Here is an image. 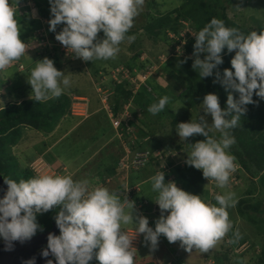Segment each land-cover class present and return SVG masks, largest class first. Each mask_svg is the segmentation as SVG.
<instances>
[{"label":"clouds","instance_id":"1","mask_svg":"<svg viewBox=\"0 0 264 264\" xmlns=\"http://www.w3.org/2000/svg\"><path fill=\"white\" fill-rule=\"evenodd\" d=\"M28 1L30 4L27 7L29 6L32 14L31 11L35 10L31 0ZM144 2L145 0H49L52 16L48 22L49 31L56 33L57 26L64 25L56 33L55 39L69 53H73L75 58L85 62L114 59L120 52L123 41L131 43L136 39L134 35L127 33L133 27L134 19L142 10ZM12 5L9 0H0L1 78L4 76L3 71L24 56L27 49L26 43L20 39L17 10ZM100 32L103 33V38H98ZM192 32L193 36L188 35L183 41L170 33L169 37L174 39L172 43L175 45L171 53H182L187 39H195L192 68L198 72L200 78L214 75V70L223 64L221 54L225 49L227 53L235 51L230 60L231 69L223 70L222 79L220 73L216 72V79L213 81H219L225 91L231 90L227 96L226 108H221L216 94H206L200 105L204 115L199 116L198 120L181 122L176 126L180 141L194 135L206 138L188 144V158L185 163L202 170L203 177L214 182L217 188L225 189L231 174L238 167L235 157L228 151L236 143L230 130L240 125L241 117L247 111L246 106L254 103V94L264 100V30L259 34L256 31L243 34L237 28L226 27L223 20L212 18L201 30ZM175 36L179 37V33ZM201 54H205L203 59L200 58ZM18 69H24L21 63H18ZM100 74L107 88L124 80L116 82L111 77V72ZM149 77L151 76L148 75L146 81ZM27 82L32 89L27 96L39 103L59 98L71 86L70 77L59 71L53 60L47 57L36 62ZM128 85L131 89L129 83ZM110 92L109 98L113 89ZM232 92L238 93V98H234ZM65 95L69 98L65 116L71 118V125L86 118L87 106L82 105L87 97L76 93ZM99 100V106L108 116L100 97ZM168 100L167 96L161 97L147 111L152 115L159 114L165 109ZM109 105L112 107L110 99ZM81 108L85 109V114L79 113ZM129 110L131 111L130 108ZM208 115L212 118L211 125L205 119ZM215 133H219L218 139ZM143 139L139 140L143 143ZM56 141L51 140V144ZM168 152L170 151L166 153ZM123 154L124 149L118 156V161ZM117 164L114 175L120 172L123 183L113 193L102 186L92 188L87 180H74L71 175L44 173L26 180L5 179L7 189L0 198V239L5 241L6 249H10L13 242H24L35 236L41 230L37 223V214L48 212L54 206L61 209L55 222H52L56 223L59 233L48 235L47 246L41 255L53 256L55 264H89L92 263L90 261L94 253L99 264H134L136 249L132 246V241L137 234H144V241L152 250L157 248L159 237L163 235L169 243L179 241L185 251L192 252L195 249L207 253L220 240L221 245L222 239L232 229L227 209L237 203L233 192L216 194L215 203H207L200 196L177 187L175 182L169 180L170 177H166L170 182H165L164 171L160 170L149 178L152 191L157 194L154 202L161 210L153 229L149 226L148 218L144 217L142 207L138 208L142 196L140 184L144 181L130 185L128 177L140 168L117 171ZM125 189L130 192V197L118 193ZM121 197L122 203L119 199ZM144 200L148 205L147 199ZM127 202H136L138 217L135 222L132 215L133 205L126 211ZM129 224L134 226L132 234L122 230ZM27 264L35 262L29 260ZM47 264H53V260H48Z\"/></svg>","mask_w":264,"mask_h":264},{"label":"trees","instance_id":"2","mask_svg":"<svg viewBox=\"0 0 264 264\" xmlns=\"http://www.w3.org/2000/svg\"><path fill=\"white\" fill-rule=\"evenodd\" d=\"M233 2L234 0H180L178 6L174 7V9L168 14L153 15L151 13H147L145 15L146 17L141 32L129 30L127 35H145L154 42H169V45H171L174 39L169 37V34L172 33L175 38L180 39V37H176L175 35H178V33L183 29V22H187L191 29L198 32L212 18L223 20L226 27L237 28L243 34H248L251 31H256L257 34H259L262 30H264V24L261 25L258 23V25L252 24L250 26L243 27L242 24H238L233 21L227 13L229 5ZM9 3L11 4L12 0L9 1ZM31 4L35 12L31 11V14L29 6H22V10H17L16 15L19 24L27 25V27L24 28L20 39L26 43V53H30L31 56H33V62H39L40 59L43 60L47 57L53 60L54 66L58 69L60 66H64L61 65L64 62H66L64 63L65 65H73L76 61L75 68H79L80 66H83L84 68V66L87 67L88 65L91 67L90 70L92 76L97 79L101 77L99 70L100 67H96L91 63V61L85 62L79 58H75V55L73 53H69L68 50H62L60 45H56V39L51 38V33L53 35L54 32H43L41 30V28L45 25H48L49 27L48 22L52 18L49 0H31ZM63 26V24L58 25L56 33L61 31ZM254 28L256 29L254 30ZM98 35L103 38L102 32L98 33ZM194 43L195 39H187L183 45V52L173 54L160 66L158 75L165 80V84H163L158 78L149 77L145 86H140L137 91L132 94L127 80H123L120 84L115 83L112 86L114 87L112 97L109 98L113 106V112L117 113L118 110L120 111L122 105L131 99L133 105L142 112L143 116H145L144 113L148 112V107L153 103H157L163 96H167L169 98L168 104L172 101L180 100L185 107L193 108L200 106L202 104L203 97L209 93L216 94L219 98L221 108H226L227 96L231 90L229 89L228 91H225V88L219 83V81L215 83L213 81L216 79V72L220 73L222 79L223 70L226 68L231 69L230 60L235 55V51L227 53V49H225L221 54L223 64L219 65L217 69L214 70V75L212 77L200 78L198 72L192 68V64L195 59L192 55L194 51ZM141 53L142 51H136L135 54L130 57V60L121 62V64L124 65L131 74L138 70L145 71L148 69L147 66L152 63L148 57L144 60H140ZM204 55L205 54H201L200 58L203 59ZM23 57L24 56L21 58ZM35 57L36 59H39L36 60ZM20 59L9 66L7 70L16 69L19 73L26 71V67H24L25 70L23 69L22 71L18 69ZM35 66V63L30 62V64H28L30 71ZM65 68L69 69L70 67L65 66ZM12 70H10V72ZM72 71L70 73L71 75ZM76 72L79 73V71ZM29 75L30 73H26L23 78L16 75L15 79L10 78L8 81H4L0 77V89H3L0 93V97H8V101L0 102V138H2L0 141L3 140L4 142L10 144L15 143L16 139L20 137L24 127L33 128L34 130L40 132L43 137L48 136L55 131L54 133L56 135L53 134L51 140L56 141L58 137L63 134V131H66L67 128H69L68 124L71 121V118L67 117V115L65 116L69 102V98L65 95L66 92H64L59 98L39 103L31 99V96H27L32 91L30 84L27 82V77ZM169 78H173V81H171L172 83H169ZM76 90L73 89V93H76ZM66 91L68 92L69 90L66 89ZM232 95L234 98H238V93L232 92ZM253 101L254 103L246 106L247 111L242 115L240 125L230 130L231 135L235 137L236 143L232 145L228 151L235 157V163L238 165L237 170L234 173V180H243L244 178L242 175L246 174L247 177L255 179L256 182L253 187L248 186L247 188H241V190L240 188H237V184L239 182L232 180V184L238 189V191L236 189L235 194L237 201L234 208L237 214L236 216L252 226H257V228L263 232L264 235V216H259L258 214L262 211L261 206L264 198V103L259 99V97L255 96V94L253 95ZM168 104L162 112L157 114L158 119L166 116L173 117L172 111L167 107ZM130 113H132V117H134L132 120L133 122L137 119L136 113L132 109ZM140 121L142 122V118H140ZM173 123H175V119L171 120V124ZM142 124L144 123H141L140 126L144 127L145 124L144 126ZM135 128L136 133L139 136H137L138 139L142 140L144 137L149 139L146 144L138 142V149H143L145 145L151 150L156 148L162 149L163 159L166 160L167 163L166 167L172 168L170 174H174L175 172V177L180 179L179 185L182 190H185L186 192L190 190V193L194 195H197L196 193L202 195L209 193L210 183L214 184V182L205 179L202 175V170H197L185 163L188 158L187 151L183 153L184 158L182 162H171L170 157L166 153L167 151H170V153L180 151L182 153V151L178 149L181 147L176 144L175 141L168 145L164 150L161 146L162 141H157L158 138L154 135V130L149 131L146 129H138L140 127L136 126ZM161 132H165L164 128L161 129ZM105 133L106 132H103V136ZM210 135H212V133H210ZM215 136L219 137V133H215ZM202 139L205 140L206 138L204 136H201L200 138L195 137L191 141L192 144H194ZM51 140L50 144L49 142L43 143V149L47 148V145H51ZM154 144L156 145L154 146ZM3 150L6 151L4 148ZM33 150L32 152L35 156ZM117 161L118 157H113L111 158V162L107 163V166H110L114 171ZM173 164L176 165L174 167H170ZM13 166L14 163L10 160L8 161V165L0 167V174L4 179L10 172L9 168H13ZM162 169L164 168L158 158L152 156L148 164L132 173V175L137 173L138 179L140 177L143 178L141 182H148L147 184L151 185L149 178ZM241 172L243 174H241ZM29 177L30 173L22 171L17 173L16 181L21 179L26 180L29 179ZM231 177L232 176H230V178ZM165 182H170L166 179V176ZM258 186L262 187L263 191L259 190V194L254 196ZM154 193L155 192L147 191V198H144L147 199L148 205L143 204V196L140 198L144 214H148V217L161 215L160 213L152 212V208L155 203V197H153ZM260 195L262 197H260ZM60 210L59 206H54L48 212L37 214V223L40 225L41 229L37 232L49 229L52 222H55V217ZM232 226H234V224H232ZM236 236L233 235V233H227L222 239V244L220 246L223 247L227 242L225 238H232L234 240L233 246H239L245 241V239H236ZM260 249V254H258L255 262L259 260V264H264V241ZM232 250V246L225 248L222 252H218L214 256L213 260L215 259V262H220L225 259L228 256V252ZM149 258L151 257H146L143 261H138L134 257V263L157 264L156 260ZM90 262L93 264H99V262L95 259V253ZM170 262L171 261L167 263L172 264Z\"/></svg>","mask_w":264,"mask_h":264},{"label":"rangeland","instance_id":"3","mask_svg":"<svg viewBox=\"0 0 264 264\" xmlns=\"http://www.w3.org/2000/svg\"><path fill=\"white\" fill-rule=\"evenodd\" d=\"M11 1V0H9ZM21 0H12V3H14L12 6L16 8V10L21 11L22 6H27L26 3H22V6L20 5ZM206 1V0H203ZM224 1V0H223ZM180 3V0H145L144 5L142 7V10L140 11L139 15L134 19L133 27L130 29L134 32H141L142 26L144 25L145 21V15L147 13H151L153 15H165L168 14L170 11L174 9V7L178 6ZM234 3V4H233ZM231 5H229L228 8V16L233 19L238 24H242L243 27H247L250 25H258L264 24V0H234ZM187 23V22H186ZM20 27V36L23 34L24 28L27 27L26 24H19ZM192 32L193 29L189 28ZM256 28H254L255 30ZM43 32H49L48 26H43L41 28ZM55 33L52 35L51 38H55ZM136 39L129 43L127 40L123 41L120 44V52L117 54V56L114 59H110L107 61L104 60H96L91 62L96 67H100V72H113L112 69L117 68H126L124 65L121 64V62H126L127 60H130V57L135 54L136 51H142L140 54V60H144L145 58H150V61L152 62L147 67H150L149 70H145L144 72H148L149 76L158 78L162 81L163 84H165V80L158 75V71L160 70V66L163 64V62L169 58L173 53H171V50L175 47L173 43L169 45V42H161L157 41L154 42L147 38L145 35H134ZM98 38H101V36L98 35ZM158 56V57H157ZM164 56V59L161 60L160 58ZM36 59V57H35ZM34 59V60H35ZM37 58L36 60H38ZM40 59L39 61H41ZM35 63L33 62V56H31L30 53H26L23 58L20 59V63L23 65V67H26V71H22L21 73L17 72L16 69H5L3 71L4 76L2 79L4 81H8L10 78L15 79L16 75H19L21 78L25 77L26 73H30V69L28 67V64ZM66 63V62H64ZM62 63L60 68H58L59 71L63 72L65 75H68L71 80V86L67 88L69 90L66 93H73V89L76 90L79 95L87 97L85 104L82 105V107L87 106V112H90L88 116L89 117L83 121H81L73 130L72 133H70L67 137V133L64 135H60L61 137L58 139L60 142H55L53 147H50L49 151L44 148L43 149V137L41 136V133L34 130L31 127H24L22 129L20 137H18L15 141V143L10 144L6 143L3 140L0 141V167L8 165V161H12L14 163L13 168H9L10 172L8 176L5 179H13L17 180V173H20L22 171H26L27 173H30V177L36 176L38 174H59V175H71L74 180H87L89 182L90 187L94 188L97 186L106 187L110 192L114 191V189L117 186H120L123 183V176H121L120 172H116V174L113 176H110L108 173L106 174L105 167L108 162H111V158L118 157L122 153V143L119 139H117L114 135L115 129L113 128L111 121L108 118L106 111L100 107L99 105L100 100V93H110V91L114 88L112 86L108 87L106 82L104 83V80L99 77L98 79L91 74V67L87 65V67L80 66L79 68L76 67V61L74 64H67L65 65ZM65 66H69L70 68L67 69ZM67 69V70H65ZM73 71H72V70ZM10 70H12L10 72ZM25 70V68H24ZM79 71L76 72V71ZM90 70V71H89ZM72 71V75L70 74ZM2 73H0V76ZM138 74H140V70L135 71L134 74L130 75L129 78H125L124 80H127V82L130 84L132 81H138ZM24 75V76H23ZM72 78V79H71ZM169 83H172L173 78H169ZM80 80V81H77ZM146 81V80H145ZM76 82V83H75ZM147 83V82H146ZM151 84V83H150ZM141 85V83H140ZM100 86L101 90L98 91L96 87ZM3 91V89H0V93ZM112 97V96H111ZM155 97V96H154ZM260 99V98H259ZM261 100V99H260ZM8 101V97H0V102ZM264 103V100H262ZM133 103V102H132ZM131 103L130 109L133 111H139L140 115L137 116L135 121L131 122L129 127H140L138 129L143 130H154V135L158 138L157 141H162V148L165 150V148L173 143L175 141L176 144H178L181 148H178L182 151L174 152L175 154H172L170 156L171 162H177L183 161V153L189 151L188 144H192V139L195 137L200 138L202 135H194L192 137L187 138L185 141H180L179 136L176 133V126L177 124L181 122H190L191 120H198L199 116H203V109H200V106L193 107V108H187L183 105V103L180 100L172 101L168 104V109H170L173 113V117H160L158 119V115H152L149 112H145L143 116L142 112L135 107ZM113 107V106H112ZM111 107V108H112ZM200 109V110H199ZM98 111V112H97ZM113 111V110H112ZM86 112V114H87ZM97 112V113H96ZM80 114H85V109L81 108ZM85 114V115H86ZM96 114V115H95ZM132 116V113H128ZM110 115H119V110L117 113H112ZM140 118H142V122L140 121ZM158 119V121H157ZM175 119V123L171 124V120ZM207 123L211 125L212 118L210 115L205 117ZM141 123L144 127L140 126ZM68 125H71V122H69ZM165 130V132H161V129ZM135 131V137L137 138V133ZM103 132H106L103 136ZM55 134V133H53ZM46 137V136H45ZM139 137V136H138ZM49 138H52L49 137ZM217 139L219 137H216ZM2 139V138H0ZM127 137L124 139L126 140ZM149 139H146L144 144L148 142ZM203 141V139L201 140ZM46 143L49 142L48 138L45 139ZM59 143V144H58ZM58 144V145H57ZM98 145H103L97 152L92 156L93 160H87L92 153H94L97 149L96 147ZM156 144H154L155 146ZM48 146V145H47ZM34 147V150H33ZM88 147H91V150H86ZM3 148L6 150L4 151ZM43 149V150H42ZM35 156L33 155V152ZM34 156V157H33ZM45 158H44V157ZM43 159V161H42ZM90 159V158H89ZM82 160H87V163L80 166ZM162 165H166V160L161 162ZM2 165V166H1ZM64 165V167H63ZM176 164L171 165L170 167H174ZM80 166V167H79ZM102 168V169H99ZM172 168L165 169L164 174L167 178H171V182H175L177 187L180 188V179L175 177L174 174H170L169 171ZM100 170L99 173L92 174L94 171ZM101 170H104L102 173ZM129 171V170H127ZM1 172V170H0ZM59 172V173H58ZM264 172V171H263ZM235 173V172H234ZM234 173L231 174L232 177H234ZM104 174V175H103ZM119 174V175H118ZM241 174H243L241 172ZM132 173L128 175L130 176ZM95 177V178H94ZM231 177V178H232ZM242 177L243 180L238 179H231L229 180V184L227 188L225 189H219L214 184L210 183L209 186V193L208 194H198V196L201 197L202 200H204L207 203H215L214 196L216 194H223L226 191H231L234 194H236L237 188H247L253 187L255 185V179H252L250 177H247L246 174H243ZM92 178V179H91ZM4 179V180H5ZM143 178H137V173L133 174L130 178V185L138 184ZM233 181L239 182L236 186L232 184ZM258 183V182H257ZM117 185V186H115ZM115 186L113 189L112 187ZM181 189V188H180ZM193 189V188H192ZM239 189V190H240ZM142 193L146 195L147 191L149 190V185L144 184L141 187ZM242 190V189H241ZM263 191V188L258 186L256 188L254 196L259 194L258 192ZM238 191V189H237ZM187 192L190 193V190ZM113 193V192H112ZM236 196V195H235ZM234 198L236 199V197ZM144 197V196H143ZM260 197H262L260 195ZM122 203V197L119 198ZM131 204L133 205L132 208V215L135 219L137 217V209H136V202H127L125 204L126 211L131 209ZM235 206L228 208V214L229 219H236L237 225L232 226V229L228 232L230 233H238L236 236V239H245L243 244L241 246H233L234 240L232 238H228L227 242L224 244L223 247H218L216 244L217 249H213V252H207L201 253L198 250L193 249L192 252L185 251L184 254H180L179 257H177V260L174 259L175 254L172 252L168 256V251L166 245H168L167 239L161 235L159 237L158 246L155 250H152L148 244L144 241V234L141 238L139 250L135 253V259L138 261H143L146 257H151L149 259H154V257L161 259L156 262L157 264H169L164 261V259H174L172 264H259V260L255 262V260L258 257V254H260V248L264 241V235L263 232H261L257 226H252L251 224L246 223L241 218H238L236 216ZM262 211L261 213H258L259 216H264V198L262 201ZM157 212V211H156ZM161 214V212H160ZM257 214V215H258ZM167 215V213H166ZM160 216H155L151 219L150 227L153 229L155 228V221L159 219ZM234 222V221H232ZM128 226V225H127ZM127 226H124L122 230L124 231ZM230 237V236H229ZM178 243V242H177ZM221 243V240H220ZM180 244V243H179ZM232 246L233 250L228 252V256L221 260L220 262H215L213 260L214 256L218 252H222L225 248H228ZM134 248L137 249L135 244L133 245ZM182 248V247H181ZM206 255V256H205ZM230 255V256H229ZM198 256H200L198 258ZM195 259H194V258ZM196 262V263H195ZM137 263V262H136ZM135 264V263H134Z\"/></svg>","mask_w":264,"mask_h":264},{"label":"built area","instance_id":"4","mask_svg":"<svg viewBox=\"0 0 264 264\" xmlns=\"http://www.w3.org/2000/svg\"><path fill=\"white\" fill-rule=\"evenodd\" d=\"M26 3V5H29L30 2L21 0L20 1V5L22 6V3ZM14 7V6H13ZM184 26L183 29L179 32V37L181 38V40L183 41L188 35L189 36H193V32H191V30L189 29L188 23L183 22ZM193 33V34H192ZM56 45H60L62 48V50H67V48L65 46H63L60 42L56 41ZM46 43V42H44ZM161 60L164 59V56H162L160 58ZM149 70V69H147ZM135 72V71H134ZM148 72H142L140 71V74H138V81H132V83H130V88L132 90L133 93H135L137 91V89L140 87V83L143 84L145 86V80L148 76ZM132 75L126 68H115L113 70V72H111V77L116 81V82H121L122 79L125 78H129V76ZM98 91L101 90V87L97 88ZM100 99L104 104V107L106 108L107 112H108V116L110 118L111 124L113 126V128L115 129V135L116 137L122 142V146L124 149V154L121 156V158L118 161L117 164V171H127L129 169H139L143 166H145L146 164H148L150 162L151 157H156L158 158V160L160 162L165 161L163 159V151L156 149V150H151L147 147H144L143 149H138L137 144L138 142L142 143L138 138L135 137V131H134V127L130 128L129 125L131 123V121L134 119V117H132L131 115H129L128 113H130L129 107L131 105V99L125 103L122 107V110L119 112V115L115 116V115H110L112 114L111 111V107L109 105V96L111 94L110 93H100ZM136 115L139 116L140 112L137 110L136 111ZM125 137H127L126 140ZM146 139H143V141H145ZM168 156L170 157L172 154L174 153H167ZM162 167L164 169H162L161 171H165V169H167L168 167H166V165H162ZM169 169V168H168ZM231 179L234 180V178L232 177ZM169 180H171V178H169ZM135 190H138L137 187H135ZM119 194H123V195H127L128 197H130V192L125 189L123 192L122 191H118ZM143 204H147V202L145 200H143ZM143 205L140 203L138 205V208L142 207ZM157 211V212H156ZM152 212H156V213H160L161 210L159 209L158 205L156 203H154L153 208H152ZM166 214V213H165ZM129 234H132L134 231L129 230L126 231ZM136 238L132 241V246L135 244V240Z\"/></svg>","mask_w":264,"mask_h":264},{"label":"water","instance_id":"5","mask_svg":"<svg viewBox=\"0 0 264 264\" xmlns=\"http://www.w3.org/2000/svg\"><path fill=\"white\" fill-rule=\"evenodd\" d=\"M6 189L7 185L0 174V198L3 197ZM50 233L58 235L59 229L56 223H52L50 229L38 232L30 240L13 242L10 249H6L5 241L1 239L0 264H27L29 260H34L35 264H47L48 260H53V264H55L53 256L43 257L41 255L42 250L47 246V237Z\"/></svg>","mask_w":264,"mask_h":264},{"label":"crops","instance_id":"6","mask_svg":"<svg viewBox=\"0 0 264 264\" xmlns=\"http://www.w3.org/2000/svg\"><path fill=\"white\" fill-rule=\"evenodd\" d=\"M87 110H89V109H87ZM98 112V111H97ZM96 112V113H97ZM90 114V112H87V114H86V118H83L82 120H77V121H75V123L74 124H72V125H69V128H67V130L66 131H63V134H61V135H64V134H66L67 133V135H69L70 133H72L73 132V130H74V128L81 122V121H83V120H85V119H87V118H89V117H93V116H88ZM96 115V114H95ZM76 125V126H75ZM55 132V131H54ZM53 132V133H54ZM53 133H51L50 135H48V136H46V137H43L42 135V137L44 138L43 139V142H41L42 144L44 143V141H45V139L46 138H48V140H50L49 139V137H51L52 135H53ZM56 135V134H55ZM66 135V136H67ZM61 136H59L58 137V139L60 138ZM57 139V142H60V140H58ZM55 143V142H54ZM54 143H52L51 145H48L47 146V150L49 151V149H50V147H53L55 144ZM59 144V143H58ZM57 144V145H58ZM103 145H98L97 147H96V151L94 152V153H92L90 156H88L89 158H87V160L89 161V160H93V158H92V156L94 155V154H96V152L102 147ZM92 148L91 147H88L86 150H91ZM44 157V156H43ZM45 158V157H44ZM43 160V159H42ZM87 160H82V162H81V165L80 166H82V165H84V164H86L87 163ZM79 166V167H80ZM63 167H64V165H63ZM99 169H102V168H99ZM105 171H106V174L108 173L110 176H113L114 177V171L111 169V167L110 166H107L106 165V168H105ZM100 172V170H96V171H94L92 174H97V173H99ZM101 172L103 173L104 172V170H101ZM59 173V172H58ZM104 175V174H103ZM95 178V177H94ZM92 179V178H91ZM148 183V182H147ZM147 183H145V182H143L142 184H140V188L145 184H147ZM149 185V184H148ZM115 186H117V185H115ZM115 186H113L112 187V189L115 187ZM149 187H150V189L148 190V191H151V192H153L152 191V188H151V185H149ZM111 191V190H110ZM141 193H142V190H141ZM156 193H154L153 194V197H156ZM142 196H144V197H146L147 198V194L145 195V194H143L142 193ZM147 214V213H146ZM148 215V214H147ZM147 215H145L144 214V217H147L148 218V221H149V226H150V224H151V219L153 218V217H148ZM137 217H138V214H137ZM230 221H231V223L232 224H234V226H236L237 225V221H236V219H231V217H230ZM232 221H234V222H232ZM129 230H134V226L133 225H131V224H129L128 226H127V228L124 230V231H129ZM233 235H236V233L234 234L233 233ZM137 236V239L135 240V246L137 247V249H136V251H138L139 250V245H140V238H142V236H143V234H137L136 235ZM178 242V241H177ZM177 242H175V243H168V245H166V249H167V251H168V256H166V258H168L169 257V254H171L172 252L175 254V256H174V259L175 260H177V257H179V255L180 254H184V252H185V249L184 248H181V246H180V244H179V242L177 243ZM217 245H218V247L220 248L221 246H220V241L217 243ZM213 249H217V247H216V245H215V247H213L212 249H210L208 252H213ZM205 254H207V253H205ZM208 255V254H207ZM206 256V255H205ZM200 256H198V258H199ZM194 258V257H193ZM157 259V261H159L161 258L160 257H158V258H156L155 257V260ZM174 259H164V261H171L170 263H173L172 261L174 260ZM195 259V258H194ZM157 263V262H156ZM196 263V262H195Z\"/></svg>","mask_w":264,"mask_h":264},{"label":"flooded vegetation","instance_id":"7","mask_svg":"<svg viewBox=\"0 0 264 264\" xmlns=\"http://www.w3.org/2000/svg\"><path fill=\"white\" fill-rule=\"evenodd\" d=\"M1 240V239H0Z\"/></svg>","mask_w":264,"mask_h":264}]
</instances>
